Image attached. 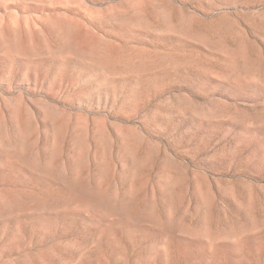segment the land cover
Wrapping results in <instances>:
<instances>
[{
	"label": "rangeland",
	"instance_id": "rangeland-1",
	"mask_svg": "<svg viewBox=\"0 0 264 264\" xmlns=\"http://www.w3.org/2000/svg\"><path fill=\"white\" fill-rule=\"evenodd\" d=\"M0 264H264V0H0Z\"/></svg>",
	"mask_w": 264,
	"mask_h": 264
}]
</instances>
